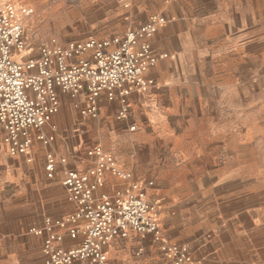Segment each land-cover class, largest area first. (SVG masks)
<instances>
[{
    "label": "rangeland",
    "instance_id": "374dc122",
    "mask_svg": "<svg viewBox=\"0 0 264 264\" xmlns=\"http://www.w3.org/2000/svg\"><path fill=\"white\" fill-rule=\"evenodd\" d=\"M12 1L34 10L21 22L29 57L42 46L105 40L152 15L166 18L170 42L184 46L206 95L181 114L175 138L152 145L153 170L137 179L157 204L161 232L190 248L196 263L264 264V0ZM19 184L0 181V264H41L34 221L22 223L11 200Z\"/></svg>",
    "mask_w": 264,
    "mask_h": 264
},
{
    "label": "built area",
    "instance_id": "2783aa9c",
    "mask_svg": "<svg viewBox=\"0 0 264 264\" xmlns=\"http://www.w3.org/2000/svg\"><path fill=\"white\" fill-rule=\"evenodd\" d=\"M166 22L164 16L152 15L122 36L90 38L71 42L65 48L42 46L37 57L18 62L14 55L26 49L23 26L11 7L0 9V125L7 152L19 156L30 150L31 132H38L59 110L58 89L71 96L85 93L86 103L80 111L83 117L97 116V99L102 91L110 101L119 99L121 115H126L127 96L135 89L145 91L152 86L153 81L145 79L144 74L167 57L154 53L150 43ZM36 138L43 144L53 140L40 133ZM86 155L91 167L81 171L69 168L64 157L46 155L47 177L52 179L61 166V184L75 211L64 218L47 217L41 227L29 229L43 238L41 264H107L104 248L130 232L151 236L175 264L190 263L186 245L164 239L157 221V204L147 199L144 185L132 181V175L122 171L114 156L100 145L88 149ZM106 172L130 184L111 194L96 195L105 185ZM152 184L148 182L147 186ZM66 236L71 240L80 237L79 244L61 246Z\"/></svg>",
    "mask_w": 264,
    "mask_h": 264
},
{
    "label": "crops",
    "instance_id": "0c3cea01",
    "mask_svg": "<svg viewBox=\"0 0 264 264\" xmlns=\"http://www.w3.org/2000/svg\"><path fill=\"white\" fill-rule=\"evenodd\" d=\"M137 25L130 24L128 29ZM125 32L126 29H119L116 33L123 35ZM150 43L154 53L166 54L167 57L160 59L144 74L145 79L153 81L152 86L145 91L135 89L127 96L126 115H121V101H110L106 92L102 91L97 99V116L83 117L80 111L86 103L85 93L71 96L58 89L59 110L38 132H31L33 142L25 155L11 156L3 142L0 144V181L7 187L20 183L18 195L11 200L21 209L18 219H24L22 223L31 217L34 226L41 227L47 217L64 218L75 211V205L67 200L61 185V166L57 167L51 181L44 178L48 153L64 157L69 168L81 171L91 167V159L86 151L100 145L114 156L122 171L132 175V181L139 183L137 178L147 173L144 172L147 168L152 172L153 168L147 164L154 153L152 145L178 135L181 114L189 110L199 97L206 95V90L197 86V75L191 72L193 65L185 61L184 46H174L170 42L165 25L159 27ZM28 57L25 54L20 61ZM207 95H211L209 90ZM213 100L208 98L206 106L209 109L215 108L210 103ZM39 133L52 136L53 140L43 144L36 138ZM206 137L210 142L215 141L214 135L209 132ZM104 179L105 185L96 195L111 194L115 189L130 184V181H123L109 172L105 173ZM4 193L6 195V190L0 187V194ZM56 232L65 234L62 229H56ZM162 235L165 239L171 238L169 234ZM37 240L41 242L43 238L38 237ZM79 242L80 237L71 240L66 236L61 246L71 247ZM169 243L174 244L171 241ZM22 250L29 256V247L23 244ZM104 251L107 264H175L160 251L151 236L135 232H130L125 238L116 237ZM189 251L192 261L182 264H198L190 248Z\"/></svg>",
    "mask_w": 264,
    "mask_h": 264
},
{
    "label": "bare ground",
    "instance_id": "6f19581e",
    "mask_svg": "<svg viewBox=\"0 0 264 264\" xmlns=\"http://www.w3.org/2000/svg\"><path fill=\"white\" fill-rule=\"evenodd\" d=\"M7 7H11L13 9L16 18L20 22H23L24 19H30L34 15V10L32 8L24 7L22 5H18L16 3H14L12 0H0V9H5ZM252 8H254V7H252ZM27 13H29V14H27ZM252 43H254V42H252ZM24 51L25 50H22L21 52L14 55V58L19 57V58H16L18 62L20 61V57L23 56Z\"/></svg>",
    "mask_w": 264,
    "mask_h": 264
}]
</instances>
